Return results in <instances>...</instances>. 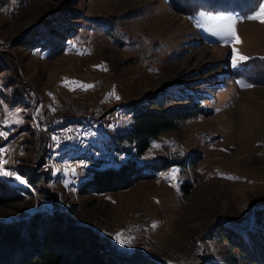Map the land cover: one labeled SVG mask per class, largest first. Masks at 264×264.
<instances>
[{
  "label": "rangeland",
  "instance_id": "rangeland-1",
  "mask_svg": "<svg viewBox=\"0 0 264 264\" xmlns=\"http://www.w3.org/2000/svg\"><path fill=\"white\" fill-rule=\"evenodd\" d=\"M212 3L0 0V164L23 181L0 175L22 196L0 205V227L56 209L125 257L264 264V23L246 19L259 6L242 16ZM217 14L237 20L235 48L248 59L236 66L231 38L207 30L213 21L204 17ZM205 47L200 63L195 52ZM187 103L203 113L142 156L115 149L132 126L129 105ZM68 104L97 109L100 125L74 126L81 145L56 152L44 120ZM128 159L175 165L127 190L80 194L93 170ZM135 222L144 223L139 236Z\"/></svg>",
  "mask_w": 264,
  "mask_h": 264
},
{
  "label": "trees",
  "instance_id": "trees-1",
  "mask_svg": "<svg viewBox=\"0 0 264 264\" xmlns=\"http://www.w3.org/2000/svg\"><path fill=\"white\" fill-rule=\"evenodd\" d=\"M219 7L214 10L238 12L242 16L255 11L261 0H209ZM0 58V73L6 69ZM264 63V60H258ZM247 65H252L248 63ZM153 106V105H152ZM155 108L131 104L133 114L130 129L119 134L117 151L128 152L123 145L131 146L136 156H142L151 141L161 134L176 128L180 121L194 118L201 113L195 104H185L164 109L161 104ZM172 162L161 160L138 165L128 159L118 167L92 171L90 179L80 188V194H104L127 190L136 182L152 179L157 172L173 166ZM33 182V181H32ZM187 184H184V188ZM186 190V189H185ZM21 193L7 185L0 178V205L17 202ZM0 264H160L146 254L125 257L115 252L91 229L75 225L66 215L56 209L51 213L37 214L14 225L0 227Z\"/></svg>",
  "mask_w": 264,
  "mask_h": 264
},
{
  "label": "bare ground",
  "instance_id": "bare-ground-1",
  "mask_svg": "<svg viewBox=\"0 0 264 264\" xmlns=\"http://www.w3.org/2000/svg\"><path fill=\"white\" fill-rule=\"evenodd\" d=\"M208 48H202L201 50H198L195 52V55H198L200 58V63L204 61V54ZM193 54L189 55L186 58V62H190L193 60ZM209 61V60H207ZM221 63L223 64V60H221ZM201 67V64L194 62L192 64L191 69L192 70H197ZM194 74V73H193ZM203 78H207L208 75L201 74ZM85 109V108H83ZM81 108H77L72 106L71 104H68V113L62 115L65 118H61L59 121H53L52 123H49L48 125V133L51 136L52 140V148L53 150H57V142L55 141V135L61 133V131H69V129H72L74 126L78 127H83V125H86L87 127L90 128V130H96L98 129L100 125V113L96 109H90L87 114L85 110L83 111ZM77 110L83 111V117H89V118H80V113H76ZM45 123L47 124V121L44 120ZM47 126V125H46ZM82 139L79 133L76 131H71V132H64L63 133V142L60 143V149H67L68 147H73V148H78L81 145ZM59 149V150H60ZM52 150V151H53ZM138 221V220H136ZM133 224H139L141 225V228H132L133 232L132 235L139 236L144 232V223L142 222H135ZM133 226V225H132ZM128 237V236H127ZM179 257V264H195L196 263V258L194 257H186V256H178Z\"/></svg>",
  "mask_w": 264,
  "mask_h": 264
},
{
  "label": "snow or ice",
  "instance_id": "snow-or-ice-1",
  "mask_svg": "<svg viewBox=\"0 0 264 264\" xmlns=\"http://www.w3.org/2000/svg\"><path fill=\"white\" fill-rule=\"evenodd\" d=\"M201 15L203 16V14ZM204 18L209 21H213L211 26L207 29L209 32H214L215 35L221 38H224V37L231 38V43L233 44V56H232L233 66H236L238 63L246 61L248 59V57L240 55L239 52L235 48V45L240 43L239 37L235 30V24L237 22L235 17L223 16V15L217 14V15H208ZM246 19L258 20L259 22L264 23V2H260L258 10L255 11L253 14L248 15ZM87 87H91V85H88ZM116 98L119 99V97H116ZM4 163H7V161H5ZM0 175L14 176L15 179L21 180V177H19L18 175H15L14 172L5 170V168L3 167V164H0ZM173 178H174V175H173ZM21 182L23 181L21 180ZM116 239L117 240L120 239L119 234L117 235ZM121 242L123 243V241Z\"/></svg>",
  "mask_w": 264,
  "mask_h": 264
},
{
  "label": "built area",
  "instance_id": "built-area-1",
  "mask_svg": "<svg viewBox=\"0 0 264 264\" xmlns=\"http://www.w3.org/2000/svg\"><path fill=\"white\" fill-rule=\"evenodd\" d=\"M76 113H80V118H89V117H83V111H81V110H77ZM61 118H65V117H63L62 114H53L50 117L49 116L46 117L45 120L47 121V126H48L49 123H52L53 121H59V120H61ZM71 131H73V128L69 129V131H61V133L55 135V141L57 142L56 152L59 151L60 143L63 142V133L64 132H71ZM133 227L134 228H141V225L133 224Z\"/></svg>",
  "mask_w": 264,
  "mask_h": 264
}]
</instances>
